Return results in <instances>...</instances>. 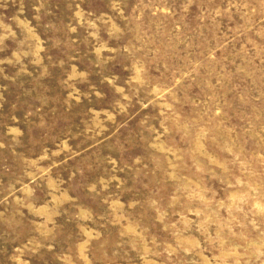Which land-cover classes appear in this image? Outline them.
<instances>
[{
	"label": "rangeland",
	"instance_id": "374dc122",
	"mask_svg": "<svg viewBox=\"0 0 264 264\" xmlns=\"http://www.w3.org/2000/svg\"><path fill=\"white\" fill-rule=\"evenodd\" d=\"M0 264H264V0H0Z\"/></svg>",
	"mask_w": 264,
	"mask_h": 264
}]
</instances>
